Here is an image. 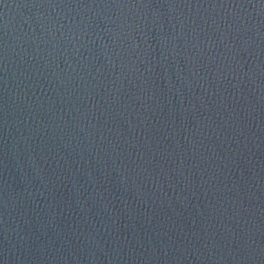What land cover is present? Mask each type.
Returning <instances> with one entry per match:
<instances>
[{
    "label": "water",
    "instance_id": "obj_1",
    "mask_svg": "<svg viewBox=\"0 0 264 264\" xmlns=\"http://www.w3.org/2000/svg\"><path fill=\"white\" fill-rule=\"evenodd\" d=\"M0 264H264V0H0Z\"/></svg>",
    "mask_w": 264,
    "mask_h": 264
}]
</instances>
